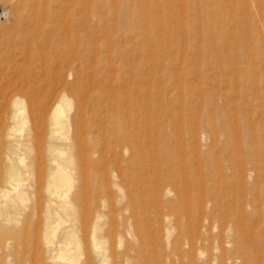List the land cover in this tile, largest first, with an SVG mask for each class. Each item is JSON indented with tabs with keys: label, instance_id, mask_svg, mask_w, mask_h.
Segmentation results:
<instances>
[{
	"label": "rangeland",
	"instance_id": "374dc122",
	"mask_svg": "<svg viewBox=\"0 0 264 264\" xmlns=\"http://www.w3.org/2000/svg\"><path fill=\"white\" fill-rule=\"evenodd\" d=\"M67 1L0 0V101L22 79L38 109L32 240L30 210L14 214L32 264H64L47 218L64 96L76 216L63 227L75 226L81 264H100L95 234L106 264H227L238 222L264 232V0Z\"/></svg>",
	"mask_w": 264,
	"mask_h": 264
},
{
	"label": "bare ground",
	"instance_id": "6f19581e",
	"mask_svg": "<svg viewBox=\"0 0 264 264\" xmlns=\"http://www.w3.org/2000/svg\"><path fill=\"white\" fill-rule=\"evenodd\" d=\"M140 1L138 4L141 7H144L145 6L144 5L145 3L143 2L144 0H142L141 2ZM148 4L150 3L148 2ZM92 5L102 6V1L93 0ZM141 11H140V15L143 16V19H146L148 12L146 14V12H143V11L141 12ZM2 13L3 14H1L0 19L6 15V13L4 12ZM21 72L19 71V73ZM15 73L17 72L15 71ZM8 74H6L5 76L7 77ZM22 74L24 75V73H21L20 76ZM25 78L28 79V76H26ZM11 79L10 80L8 78L6 79L7 80L6 83L9 86L11 83L10 82ZM20 80L21 82L19 83L16 82L15 85H11V87H9L10 89L8 88L6 92L2 93V100H1L2 102L0 101L1 104L5 103L4 105L5 106L7 105V109H6L7 112H5L7 113V117H6L7 120H5L4 118L3 119H4V122L8 121V122H5L7 124H4L5 126H3L2 128L0 126L1 128L0 138L5 139L6 141L5 143L6 145H3L4 141H2L1 148L4 151L0 152V172H1V175H0V264H24L26 260H27V263L29 262V264H32L31 259H32V256L35 255L33 254V248L31 246L33 244L31 245L29 244V246L27 245L28 247L25 246L27 244L26 240L24 239L26 235L23 236L24 234L22 235L18 229L20 228L19 225L21 223V220L19 217H15L14 215L15 213L16 215H18L15 208L21 209L23 207L26 210H30L28 219L26 221L27 229H30L31 226L34 225L33 224V213H34V208H35V202H33L32 200H30L31 203L27 201L25 198V195L27 194L33 195L34 193V187L32 183L33 181L31 179V176L35 172L36 167L38 168L37 166L38 165L37 164L38 163L37 162L38 161V148L40 145V141H38L39 140L38 132L36 129L37 126H36V121H35L37 120L35 118H36V113H38L37 112L38 109L37 107H35V102L32 101L33 100L32 95L34 91L32 90L33 91L32 92L30 90L31 86L29 84L31 83H29L28 84L29 86H28L25 83L26 81L23 82L22 79ZM15 81L17 80L15 79ZM71 98L72 97L64 96L62 98V102L56 106V109L54 110L52 114L51 132H49V139L47 140V144L49 147L48 148L49 153L47 155V162L49 166L48 190L50 193V198L48 202V217H47L49 220L48 221V226H49L48 227L49 228L48 237H49L50 242L54 246H57V252H58L57 258L61 259L64 264H81L80 258H81L83 251L81 248L75 247L79 245L78 238L75 232V226L73 225V223H70L69 230L63 227V225L66 224L67 222L73 221L76 216L75 215L76 203L73 202L74 200L72 201L71 199L72 197L70 195V193L74 189L73 175H75L74 173L76 170L74 155L71 153L74 147L73 134L70 131V125H69L70 121L68 118V113H69L68 111H70V109L72 108ZM64 107L67 110H64ZM65 111L67 112V114H65ZM130 127H127V128H130ZM132 129L133 128H131L130 130ZM127 130H126V133H127ZM1 134H4L3 135L4 137ZM129 136L130 135H126L125 137H127V139L130 140V143H132L131 138ZM0 144H1V140H0ZM3 146L5 148H3ZM124 146L126 145L124 144ZM136 154L138 155V153ZM164 189H165V194L167 196H171L174 192V190L171 188H167V189L164 188ZM232 191H234V189ZM179 193L180 192H178V194ZM240 196H241V193H240ZM28 199H31V198H28ZM239 205L238 207H240ZM213 207L216 208L217 210V207L219 208V205L215 203ZM225 207L227 206L225 205ZM230 209H231V206H230ZM233 210H236V209L234 208ZM224 214H222V216ZM235 226L237 228V231H236L237 242H231L232 245L229 247L230 249L226 254L227 255L226 258L228 260V262L226 263L227 264H264V232L262 231L260 232L259 230L257 232L253 231L254 233L249 234L250 230L247 233L248 230H245L244 228L248 229V227L247 226L244 227L241 222H238V225H235ZM95 229L97 233V230L99 229L98 225H96ZM252 230H254V227L252 228ZM28 231L29 232H28L27 237L32 240L33 235H32L31 229ZM231 231L232 229L229 228L228 233ZM230 239L229 241H231ZM248 239L250 241L249 243H251L252 245V248L248 247L249 246ZM71 245H74V247H71ZM94 245L98 249V256H99L100 264H106L105 263L106 262L105 252L102 249L103 243L99 240L96 234L94 237ZM24 246L26 248H24ZM24 254H26L27 256L25 257Z\"/></svg>",
	"mask_w": 264,
	"mask_h": 264
}]
</instances>
